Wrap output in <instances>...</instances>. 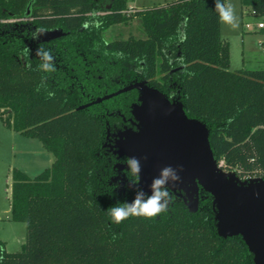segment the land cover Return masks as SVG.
I'll return each mask as SVG.
<instances>
[{
  "label": "trees",
  "instance_id": "trees-1",
  "mask_svg": "<svg viewBox=\"0 0 264 264\" xmlns=\"http://www.w3.org/2000/svg\"><path fill=\"white\" fill-rule=\"evenodd\" d=\"M241 2L264 16V0ZM127 9V0H0V121L53 155L33 177L12 169L10 219L27 234L16 252L0 239V264H254L241 236L218 235L203 190L196 211L170 191L155 218L115 224L106 213L136 196L128 168L117 167L127 158L107 146L140 104L135 83L205 125L223 172L264 179V68L229 70L215 0ZM130 17L144 37L103 38ZM55 29L57 38L33 39ZM38 47L56 71L39 69Z\"/></svg>",
  "mask_w": 264,
  "mask_h": 264
},
{
  "label": "water",
  "instance_id": "water-1",
  "mask_svg": "<svg viewBox=\"0 0 264 264\" xmlns=\"http://www.w3.org/2000/svg\"><path fill=\"white\" fill-rule=\"evenodd\" d=\"M60 35L57 29L46 31L41 40ZM132 88L140 92V104L132 108L137 130L120 131L113 152L117 157L140 158L139 189L150 196L152 181L163 167L182 166L181 180L174 186L168 181L170 191L182 198L190 211L197 210L200 190L209 193L218 235L241 236L254 264H264V179L241 183L223 172L216 165L208 131L200 120L188 117L181 103L171 102L156 88L144 83L128 87Z\"/></svg>",
  "mask_w": 264,
  "mask_h": 264
},
{
  "label": "rangeland",
  "instance_id": "rangeland-1",
  "mask_svg": "<svg viewBox=\"0 0 264 264\" xmlns=\"http://www.w3.org/2000/svg\"><path fill=\"white\" fill-rule=\"evenodd\" d=\"M172 0H127L128 7L143 10L148 7L166 4ZM242 0H225L235 6L239 26L231 29L220 24V36L228 45L229 70L236 71L242 68H264V49L260 42L264 39V33L256 28V22L262 20L260 16L248 14L241 5ZM97 14H102L98 12ZM252 22L250 28H245L244 23ZM144 37L145 34L137 17H130L125 23L106 29L102 36L106 41L115 38H127L128 36ZM53 162V155L45 150L41 142L36 138L25 137L3 125L0 121V239L5 243L9 252L21 249L25 242L27 229L23 222L10 219V187L11 172L17 168L30 177L40 173ZM117 167H126V163L117 164ZM225 172V171H224ZM233 176L239 182H248L256 178L240 179L233 172H225ZM117 179L123 181V175L118 174Z\"/></svg>",
  "mask_w": 264,
  "mask_h": 264
},
{
  "label": "clouds",
  "instance_id": "clouds-1",
  "mask_svg": "<svg viewBox=\"0 0 264 264\" xmlns=\"http://www.w3.org/2000/svg\"><path fill=\"white\" fill-rule=\"evenodd\" d=\"M215 11L218 13L219 22L221 24L229 26L233 30L238 28V17L236 15L235 6L231 2L222 3L221 0H215ZM42 34L44 33L37 32L34 34L33 39H36L38 35ZM36 55L42 60V63L38 66L40 70L45 72L56 71L55 66L51 63L52 61H55V57L52 56L49 51H45L43 48L38 47ZM143 159L146 160L147 157H144ZM126 165L129 170L128 175L134 178L129 180L128 187H136V196L132 203H118L116 206L110 207L106 211L111 222L120 224L122 221L133 216L151 219L160 215L162 212H165L171 201V192L168 181L171 180L173 186L179 182L181 180L179 172L183 171V167L178 166L175 169L171 165L163 167L160 176L154 178L152 181V194L145 197L144 192L138 187L141 181L142 171L140 158L129 156Z\"/></svg>",
  "mask_w": 264,
  "mask_h": 264
},
{
  "label": "flooded vegetation",
  "instance_id": "flooded-vegetation-1",
  "mask_svg": "<svg viewBox=\"0 0 264 264\" xmlns=\"http://www.w3.org/2000/svg\"><path fill=\"white\" fill-rule=\"evenodd\" d=\"M123 122H124V127H125L123 130H125V129L137 130V126H136L137 125V121H136V119L134 117L123 118ZM123 130H121V131H123ZM117 134L116 135L115 134L111 135V138L109 140V143L107 144L108 149L110 151H112V152L114 150V146L113 145H114V142H115V140L117 138Z\"/></svg>",
  "mask_w": 264,
  "mask_h": 264
},
{
  "label": "built area",
  "instance_id": "built-area-1",
  "mask_svg": "<svg viewBox=\"0 0 264 264\" xmlns=\"http://www.w3.org/2000/svg\"><path fill=\"white\" fill-rule=\"evenodd\" d=\"M244 10H245L246 13L254 15L253 14V10H251L250 8L244 6ZM133 11H134V8L129 6L128 9L125 12L127 14H129V13H132ZM260 17H262V20L257 21L256 24H255L256 28L259 29V30L260 29H264V16H260ZM253 24L254 23H252V22L246 21L244 23V26H245V28H250L251 25H253Z\"/></svg>",
  "mask_w": 264,
  "mask_h": 264
},
{
  "label": "crops",
  "instance_id": "crops-1",
  "mask_svg": "<svg viewBox=\"0 0 264 264\" xmlns=\"http://www.w3.org/2000/svg\"><path fill=\"white\" fill-rule=\"evenodd\" d=\"M241 5H242V2H241ZM133 8H134V7H133ZM134 9H136V8H134ZM260 44H261V46H262V47H263V49H264V39H263V40H261Z\"/></svg>",
  "mask_w": 264,
  "mask_h": 264
}]
</instances>
